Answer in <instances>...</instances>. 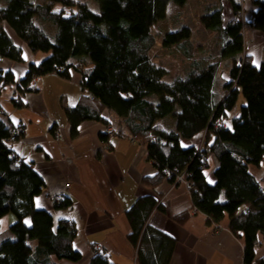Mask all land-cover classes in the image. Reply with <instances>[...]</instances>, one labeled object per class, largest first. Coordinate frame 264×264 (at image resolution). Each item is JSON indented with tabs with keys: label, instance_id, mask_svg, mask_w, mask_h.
I'll list each match as a JSON object with an SVG mask.
<instances>
[{
	"label": "trees",
	"instance_id": "1",
	"mask_svg": "<svg viewBox=\"0 0 264 264\" xmlns=\"http://www.w3.org/2000/svg\"><path fill=\"white\" fill-rule=\"evenodd\" d=\"M94 1L98 11L69 0H0V61L24 64L21 45L43 57L28 67L18 85L20 94L44 76L68 80L71 71L79 73L85 99L65 111L71 135L76 136L84 122L109 126L110 120L102 117L108 112L119 120L118 133L128 132L146 148L156 175L143 183L179 184V177L187 183L192 208L173 217L174 223L184 225L194 212L207 216L210 224L227 217L229 231L244 243V264H264V256L256 259L257 249L264 246V184L250 172L264 166V60L256 65L245 53L247 26L240 0H217L201 18L205 30L219 34L218 62L193 61L189 72L172 83L165 82L168 71L150 58L156 38L152 29L165 21L169 5L183 8L189 0ZM222 2L231 5L227 22ZM253 3L256 11L249 27L264 34V0ZM43 24L57 30L54 42ZM191 35L187 26L173 30L162 37V46L178 47L190 61L192 46L188 51L182 47L190 46ZM223 67L228 78L222 79L219 92ZM1 82L14 85L15 79L1 73ZM13 106L21 107L18 99ZM235 111L237 115L229 117ZM4 116L0 108V231L4 218L12 214L15 221L8 226L13 239L0 243V264L79 262L82 255L73 247L75 225L56 222L49 212L36 208L45 183L14 152L10 138L19 140L22 132L17 135L19 128L8 126ZM169 119L174 130L158 127ZM202 133L204 147L185 145ZM208 154L217 161L211 181L205 174ZM70 205L66 199L56 208ZM153 211L166 214L153 196L135 201L126 212L131 227L127 239L139 264H170L175 240L149 223ZM94 252L90 264H112Z\"/></svg>",
	"mask_w": 264,
	"mask_h": 264
},
{
	"label": "crops",
	"instance_id": "2",
	"mask_svg": "<svg viewBox=\"0 0 264 264\" xmlns=\"http://www.w3.org/2000/svg\"><path fill=\"white\" fill-rule=\"evenodd\" d=\"M253 1L240 3L242 22L247 25L245 53L259 65L264 60V34L249 27L256 11ZM222 6L227 22L231 19V5L222 2ZM21 49L24 64L0 61V74L11 73L15 79L14 85L0 83V108L6 112L8 126L22 129L21 138L13 144L14 152L31 164L45 183L35 199L36 208L49 212L56 222L66 220L75 225L73 247L82 255L77 263L56 259L53 263L90 264L93 251H98L112 264H139L127 239L131 227L126 212L138 198L150 195L157 198L166 214L153 211L149 223L175 240L170 264H244V243L229 231L227 217L219 224H210L207 216L194 212L182 226L173 222V217L192 208L189 187L167 181L156 187L143 183L154 178L156 171L145 146L128 132L118 133V119L103 112L102 117L111 122L109 126L84 122L76 136L71 135L65 111L85 99L79 73L71 71L68 80L54 74L44 76L36 80V91L20 94L18 85L28 67L43 59L25 46ZM15 99L21 107L13 106ZM235 115L237 111L232 114ZM158 127L166 130L160 124ZM107 130L110 132L105 134ZM103 134L107 135L105 141L101 140ZM204 139L202 133L185 145L199 150L204 147ZM216 166L215 157L208 154L205 174L210 181ZM250 172L258 181H264V166L259 170L251 168ZM54 195H64L71 205L57 209L50 200ZM10 221L4 218L1 229L8 228ZM263 256L264 246H260L256 259Z\"/></svg>",
	"mask_w": 264,
	"mask_h": 264
},
{
	"label": "rangeland",
	"instance_id": "3",
	"mask_svg": "<svg viewBox=\"0 0 264 264\" xmlns=\"http://www.w3.org/2000/svg\"><path fill=\"white\" fill-rule=\"evenodd\" d=\"M36 1L37 3L46 4V0ZM69 1L72 3H84L92 11H98V5L94 0ZM216 4H218L217 0H189V2L183 8H179L171 4L169 5L168 14L165 21L157 24L152 29V32L156 38L155 44L150 50L149 54L152 61L168 71V76L166 77L165 82L172 83L175 81V79H177V77H184L185 74L191 69L193 61H199L202 63V65H211L218 62V45L216 39L219 34L205 30L201 24V18L206 14L209 8L216 6ZM42 26L44 27L43 30L49 36L50 40L54 42L57 30L51 27L50 24H43ZM185 26L189 27L192 32L190 46L185 45L182 47L185 51H188L192 46L190 49L192 60L190 61L180 52L178 47L164 48L162 46V37L173 30H178ZM8 33L11 34L14 41H17L10 31H8ZM224 67L221 68V77L218 78V80H220V83H218L219 86L217 87L219 92H221L223 80L228 78L227 71H224ZM241 104H244V99H242L240 96L239 105ZM233 113L234 112L229 114V117H231ZM162 124L163 123L161 122L160 125L163 128H166V130H174L173 122L170 119L164 122V126ZM261 183L264 184V181H261ZM9 218L11 222L15 221V217L12 214L9 215ZM10 238L13 239L9 229L3 226V229H1L0 232V243Z\"/></svg>",
	"mask_w": 264,
	"mask_h": 264
},
{
	"label": "built area",
	"instance_id": "4",
	"mask_svg": "<svg viewBox=\"0 0 264 264\" xmlns=\"http://www.w3.org/2000/svg\"><path fill=\"white\" fill-rule=\"evenodd\" d=\"M241 19H242V17H241ZM29 88V91H36L37 90V83L36 82H33V84L31 85V86H29L28 87ZM17 135L18 134H20L21 132H22V129H17ZM110 131L109 130H107L105 133L106 134H108ZM58 135L56 134V137H57ZM18 141V138H17V136H15V135H13L11 138H10V143L13 145V144H15L16 142ZM199 157L201 158V159H206V157L203 155V154H199ZM178 182H183L184 183V180H183V178L182 177H179L178 178ZM185 184H187L186 182H185ZM50 200L52 201V203L55 205V207H59V206H61V204L63 203V202H65L66 201V197L64 196V195H56V196H52L51 198H50ZM95 253V252H94Z\"/></svg>",
	"mask_w": 264,
	"mask_h": 264
},
{
	"label": "bare ground",
	"instance_id": "5",
	"mask_svg": "<svg viewBox=\"0 0 264 264\" xmlns=\"http://www.w3.org/2000/svg\"><path fill=\"white\" fill-rule=\"evenodd\" d=\"M54 196H56V195H54ZM51 197H52V196H51ZM51 197H50V198H51ZM95 254H97V253H94V255H95Z\"/></svg>",
	"mask_w": 264,
	"mask_h": 264
}]
</instances>
